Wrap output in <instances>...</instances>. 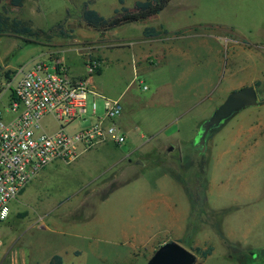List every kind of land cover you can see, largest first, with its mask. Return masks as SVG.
<instances>
[{"label":"rangeland","instance_id":"374dc122","mask_svg":"<svg viewBox=\"0 0 264 264\" xmlns=\"http://www.w3.org/2000/svg\"><path fill=\"white\" fill-rule=\"evenodd\" d=\"M135 1L24 0L21 7L11 6L9 0L0 2V12L6 9L11 20H22L32 29L31 35H19L10 26L0 38V110L5 111L20 72L35 63L63 61L73 76L87 78L85 65L96 60L102 73L93 76L89 87L120 100L123 112L117 123L127 136L122 146L100 145L74 162L49 165L33 179L12 204L9 220L0 227L6 245L0 264H47L56 254L66 264H146L161 246L158 243L172 242L175 237L153 219L157 200L146 189L147 184L164 174L172 175L170 168L189 181L194 179L197 171L202 172L189 164L188 156L193 160L204 156L209 210L235 206L240 201L241 182L249 177L264 180V0H172L163 12L146 21L150 26L179 30L180 35L190 37L185 42L206 39L215 47L208 55L203 51L207 63L218 62V57L226 60L232 50L227 48L228 40L238 38L244 47L238 48L237 81L229 85L224 80L225 70L214 69V65L205 72L196 68H202L204 59L183 63L181 57L174 56L159 65L150 57L147 63H138L136 35L145 22L98 32L81 19L86 3L110 18ZM216 35L223 36L222 47L214 39ZM200 75L206 78V87L197 90L206 92L194 98L189 84ZM257 77L262 79L260 86L254 82ZM239 81L251 84L241 87ZM230 86L236 87L233 91L255 87L260 104L230 120L201 155L192 146L193 134L232 93L224 91ZM95 101L101 117L104 101ZM93 102L89 94L87 124L96 120L91 118ZM190 107L188 116L177 117ZM5 117L11 120L14 115ZM43 126L49 133L57 129L51 116L43 120ZM250 151L256 154H251L250 162H243L242 153ZM194 183H189L190 187L194 188ZM180 188L184 193L183 186ZM183 200L187 206L185 193ZM226 240L224 223L222 235L215 227L204 225L196 245L211 246L214 252L207 260L198 257L200 264H237L225 257V251L233 254L235 249Z\"/></svg>","mask_w":264,"mask_h":264},{"label":"built area","instance_id":"2783aa9c","mask_svg":"<svg viewBox=\"0 0 264 264\" xmlns=\"http://www.w3.org/2000/svg\"><path fill=\"white\" fill-rule=\"evenodd\" d=\"M86 68L87 78L72 76L61 63H35L20 72L5 111L0 110V227L9 220L12 204L49 165L74 162L100 145L126 143V133L117 123L123 112L120 100L90 89L98 75L96 60H89ZM89 94L94 99L91 118L96 120L87 124ZM97 98L104 101L101 117ZM8 113L14 115L11 120L5 117ZM49 116L57 125L52 133L43 126ZM3 247L0 236V251Z\"/></svg>","mask_w":264,"mask_h":264},{"label":"crops","instance_id":"0c3cea01","mask_svg":"<svg viewBox=\"0 0 264 264\" xmlns=\"http://www.w3.org/2000/svg\"><path fill=\"white\" fill-rule=\"evenodd\" d=\"M172 2V1H171ZM170 2V3H171ZM170 5V4H169ZM168 5V6H169ZM155 17V16H154ZM152 17V18H154ZM151 19V18H150ZM149 20V19H148ZM147 21V20H146ZM145 25L142 29L139 30V33L136 35V46H137V53L138 58L136 57L137 62L140 60L142 62H146L147 60L152 57L154 61H156L159 65L165 64L169 62L171 58L174 56L181 57L183 59V63L187 60H195L201 63L202 59L205 60L203 56V51L206 55L208 50H213L215 47H211L210 43L200 37L195 39L194 41L185 42L184 39L187 38L185 35H180L178 31H169L168 29L164 28L162 25L158 26H150ZM141 23V22H139ZM137 24V23H135ZM131 25V24H130ZM155 28L160 33L158 35H145L144 30L146 28ZM214 37V39L218 42L219 47L221 46V40L223 36ZM193 36H191L192 38ZM187 39H190L188 37ZM188 43V44H186ZM188 45L186 49L185 48ZM243 44L238 38H232V40H228L227 48H231V53L228 55L226 60L221 59L218 57V62L216 63H205L202 68L201 66H196L198 70H202L205 72L206 69H209L211 66L214 65V69H223L225 70L226 75L224 76V80L227 81L228 85L230 83H234L237 81L236 74L238 72L239 67L237 64L239 63V49L244 47ZM184 45V46H183ZM241 46V47H240ZM131 49V48H128ZM221 48H219L220 51ZM245 50V49H244ZM217 54H221L218 52ZM138 62V63H139ZM55 63V62H53ZM61 64H65V62H61ZM203 64V63H202ZM195 65V64H194ZM86 66V65H85ZM69 67V66H68ZM245 69V67H244ZM195 71V70H191ZM71 74V71H70ZM72 75V74H71ZM189 75V72H188ZM73 76V75H72ZM77 78H84L83 76H74ZM199 77V76H196ZM195 78V76H191V79ZM190 80V78H189ZM260 78H255L254 82H260ZM206 78L199 77V80L188 82L190 96L194 98H198V96H202L203 91L199 93L197 88L199 87H206L205 82ZM252 82V81H251ZM251 83L248 82H238V86H246ZM9 86V85H8ZM236 87L230 86L227 87L224 91L226 93L233 92ZM206 89V88H205ZM12 93V91H11ZM9 94V97L11 95ZM8 97V98H9ZM182 102V101H177ZM192 111V107L185 108L183 114L177 117H186ZM176 117V118H177ZM122 128V126H120ZM198 127V125H197ZM255 128V127H253ZM252 129V128H251ZM123 130V129H122ZM124 131V130H123ZM125 132V131H124ZM197 132H194L192 140L194 141ZM191 140V141H192ZM192 141V146H193ZM194 148V146H193ZM242 152L241 149H238V154ZM255 153L250 151L248 154L242 153V161L246 162L251 161V154ZM127 157V156H126ZM130 159V158H128ZM131 163V161H129ZM44 171V170H43ZM179 182L172 174H164L161 176L158 181L153 182V184H147L146 189L149 192H153L154 199L157 200V204L155 205V214H153V219L156 223L160 225H164L167 229V232L170 234H174V241L179 242L184 236L186 232V227L188 224V219L190 216V202L188 200V205L186 206L185 200H183L184 193L182 192V188H180ZM264 180H261L256 177H249V180H245L241 182V188L239 190V199L240 201L233 207L229 208L231 212L228 214L229 216L225 217L223 223L224 228L226 230V244L235 246L234 253L230 254V251H225V257L228 258L230 262H234L237 264H264ZM182 186V185H181ZM184 190V188H183ZM187 196V195H186ZM157 198V199H156ZM17 201V200H16ZM263 207H261V206ZM224 210L222 208L218 209ZM169 240L162 241V243H158L157 246H160ZM6 250V245H4ZM156 246L151 250L154 251ZM2 251L0 252L1 255ZM2 255H6L5 252ZM65 262V260H64Z\"/></svg>","mask_w":264,"mask_h":264},{"label":"trees","instance_id":"16d2710c","mask_svg":"<svg viewBox=\"0 0 264 264\" xmlns=\"http://www.w3.org/2000/svg\"><path fill=\"white\" fill-rule=\"evenodd\" d=\"M1 1L2 0H0V2ZM171 1L172 0H137L132 7L122 6L115 12L114 16L110 18L102 16L98 11L90 8L89 3H86L81 14V19L88 27L95 31L108 32L125 25L143 22L154 16H157L168 7ZM9 2L13 7H21L24 3V0H9ZM10 26H12L13 33L19 35L32 34L31 27L25 25L22 20H11L9 16H7L6 9H4L2 12H0V38L6 34ZM144 33L145 35L150 36L158 35L160 32L155 28L150 27L146 28ZM101 73V70L97 71L98 75H101ZM260 84L261 82H256V86H260ZM187 160H190L189 164L193 166L196 165V167L198 166V169L202 172L199 173V171H197L194 179L191 178L189 181L187 178H184L180 172H176L172 168L169 169L177 181L183 186L191 207L185 236L179 242L186 244L188 248L198 255V257L202 260H207L213 254L214 249L211 246L206 248L197 246L196 238L204 229V225H211L215 227L219 234L222 235V223L224 218L231 212V210H209L206 196L208 182L204 176L205 169H203V165L206 167L204 156L202 159L196 160H193L190 156H188ZM189 183H194L196 186L192 188L190 187ZM230 246L235 248L233 245ZM47 264L66 263L64 262V259L61 255L56 254L50 258Z\"/></svg>","mask_w":264,"mask_h":264},{"label":"water","instance_id":"95a60500","mask_svg":"<svg viewBox=\"0 0 264 264\" xmlns=\"http://www.w3.org/2000/svg\"><path fill=\"white\" fill-rule=\"evenodd\" d=\"M255 87H244L233 91L212 116L199 127L193 146L205 154L209 141L221 131L237 114L250 107L259 106ZM173 149H169L172 151ZM146 264H200L198 256L176 241L162 244Z\"/></svg>","mask_w":264,"mask_h":264},{"label":"flooded vegetation","instance_id":"af4514ba","mask_svg":"<svg viewBox=\"0 0 264 264\" xmlns=\"http://www.w3.org/2000/svg\"><path fill=\"white\" fill-rule=\"evenodd\" d=\"M200 153H201V151H200ZM202 154V153H201Z\"/></svg>","mask_w":264,"mask_h":264}]
</instances>
